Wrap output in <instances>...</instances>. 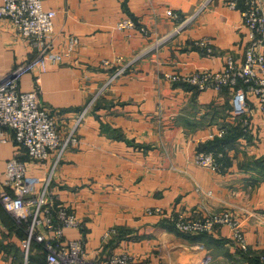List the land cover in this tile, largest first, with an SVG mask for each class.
Returning <instances> with one entry per match:
<instances>
[{"label": "crops", "instance_id": "obj_1", "mask_svg": "<svg viewBox=\"0 0 264 264\" xmlns=\"http://www.w3.org/2000/svg\"><path fill=\"white\" fill-rule=\"evenodd\" d=\"M43 7L56 10L59 45L72 37L78 43L64 63L25 74L21 89L40 87V101L63 134L90 105L76 128L79 147L63 155L52 175L51 195L81 223L66 228L65 236L85 237L91 258L103 248L102 256L130 255V264H264L263 114L252 101L253 133L232 138L223 171L213 172L194 156L208 148L219 127L233 133L238 126L231 113L234 93L169 77L220 71L230 55L241 61L248 42L241 7L228 0H44ZM124 19L135 27L119 29ZM203 39L211 42L210 51L196 46ZM34 55L13 23L1 21L0 78ZM118 67L125 72L111 80ZM14 153L13 140L0 143V191ZM21 158L40 186L52 160L38 163L25 152ZM226 210L244 226L247 249L228 226L209 234L184 233L173 224L180 214ZM23 233L0 199V264H25Z\"/></svg>", "mask_w": 264, "mask_h": 264}, {"label": "built area", "instance_id": "obj_2", "mask_svg": "<svg viewBox=\"0 0 264 264\" xmlns=\"http://www.w3.org/2000/svg\"><path fill=\"white\" fill-rule=\"evenodd\" d=\"M44 0H2L0 22L8 19L22 37L35 49V56L18 63L9 73L0 78V143L11 140L15 153L6 160L0 199L10 212L17 226L23 228L25 237L21 240L25 264H29L30 253L35 245L46 251L43 264H130L133 258L125 253L114 252L88 256V241L85 237L69 239L65 229L80 227L77 215L50 193L52 175L63 155L78 148L81 140L76 128L83 123L90 105L82 109L71 131L63 134L57 128L56 117L40 101V87L35 85L29 91L21 89L25 74L37 69L46 72L51 64L64 63L73 53L77 38H69L64 48L57 42L54 28L56 10L45 9ZM230 7H241L242 25L248 30V42L241 61L228 56L224 67L217 72L196 70L180 79L200 90L213 88L221 92L231 90L232 116L243 126L244 139L253 133L252 101L264 117V0H228ZM132 20L118 23L119 29L133 28ZM196 46L211 50V42L203 39ZM107 65L109 62L104 61ZM125 72L122 67L112 72L111 80ZM40 77L38 76L36 84ZM228 126H221L210 135L209 141L223 138ZM26 153L32 161L42 163L51 159L50 174L39 186V179L29 172L28 162L21 158ZM227 146L213 150H200L194 162L213 172L223 171V160ZM155 209L153 213L161 214ZM264 217V216H263ZM176 230L184 233H214L219 227L228 226L231 236L241 249H247L244 226L229 211L190 219L181 216L173 221ZM264 227V219H263ZM110 231L104 234L108 238ZM103 257V258H102ZM100 259V260H99ZM264 261V255L262 256Z\"/></svg>", "mask_w": 264, "mask_h": 264}, {"label": "trees", "instance_id": "obj_3", "mask_svg": "<svg viewBox=\"0 0 264 264\" xmlns=\"http://www.w3.org/2000/svg\"><path fill=\"white\" fill-rule=\"evenodd\" d=\"M243 135H244L243 126L242 125H238L235 128V130H234L233 133L230 132V130H228L227 134L223 138H217V139H215L213 141H208L207 142L208 148H206L205 150H213V149H216V148H222L224 146H227L226 144L229 143V142H231V139L232 138L242 137ZM22 237L23 238L25 237V234L24 233H23Z\"/></svg>", "mask_w": 264, "mask_h": 264}, {"label": "rangeland", "instance_id": "obj_4", "mask_svg": "<svg viewBox=\"0 0 264 264\" xmlns=\"http://www.w3.org/2000/svg\"><path fill=\"white\" fill-rule=\"evenodd\" d=\"M35 56V55H34ZM225 90H229V89H225ZM238 125H241L239 124L238 122ZM199 151H196L195 153V156L197 154H199ZM195 156H194V159H195ZM199 165V164H197ZM224 167V166H223ZM226 211H229V210H226ZM224 212V211H223ZM231 212V211H229ZM232 213V212H231ZM217 214V213H216ZM233 214V213H232ZM181 216H184L183 214H180L176 219L180 218ZM208 216V215H207ZM234 216V215H233ZM202 217H194V218H190V219H200ZM236 218V217H234ZM237 219V218H236ZM238 220V219H237ZM33 254H32V258L30 257V260H29V264H43L44 261H45V256H46V251L45 249L43 248V246L41 245H35L33 248Z\"/></svg>", "mask_w": 264, "mask_h": 264}]
</instances>
